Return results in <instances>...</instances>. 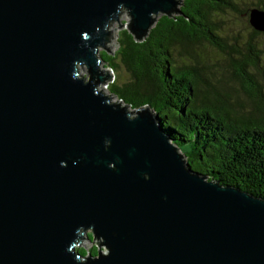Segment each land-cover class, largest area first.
<instances>
[{
  "label": "water",
  "instance_id": "95a60500",
  "mask_svg": "<svg viewBox=\"0 0 264 264\" xmlns=\"http://www.w3.org/2000/svg\"><path fill=\"white\" fill-rule=\"evenodd\" d=\"M181 2L0 0V264H264V199L191 169L149 106L100 90L122 10L142 41ZM248 22L264 32V10Z\"/></svg>",
  "mask_w": 264,
  "mask_h": 264
},
{
  "label": "trees",
  "instance_id": "16d2710c",
  "mask_svg": "<svg viewBox=\"0 0 264 264\" xmlns=\"http://www.w3.org/2000/svg\"><path fill=\"white\" fill-rule=\"evenodd\" d=\"M251 8L264 10V0L243 9L235 0H182L179 12L158 16L142 41L121 28L117 51L112 54L106 47L98 55L106 67L115 71L122 66L131 77L121 84L114 78L108 92L131 109L149 106L191 169L264 199V94L250 70L256 68L258 50L252 42H247L246 52L226 44L217 19L229 10L244 14L248 21ZM251 34L264 36L252 27ZM201 42L227 57L229 78L253 103L252 110L236 109L230 101L231 86L220 85L219 78L216 83L208 79L214 72L195 50ZM184 142H190L189 151L182 150ZM87 235L92 239L91 233ZM78 250L97 253L96 245Z\"/></svg>",
  "mask_w": 264,
  "mask_h": 264
},
{
  "label": "rangeland",
  "instance_id": "374dc122",
  "mask_svg": "<svg viewBox=\"0 0 264 264\" xmlns=\"http://www.w3.org/2000/svg\"><path fill=\"white\" fill-rule=\"evenodd\" d=\"M237 2V7L239 9H243L246 6L251 7V4H254L256 0H235ZM160 16V15H159ZM217 19H219L221 30L219 31V35L222 37L224 42L228 45L234 44L236 48H238L241 52H246L247 42H252L255 46V49L258 50V60L256 68L250 69L254 75L256 81L259 83L260 88L264 94V36L259 35L252 37L251 27L248 24L247 18L244 14H239L232 11H225L223 14H220ZM129 21V14L122 10L120 16L117 20L111 22L108 30L110 31V39L106 44L107 50L110 53H114L118 49L117 44V36L118 31L121 28H127V23ZM103 47L98 49V53L100 50H103ZM197 58L206 64L208 68L214 72V75L209 76V80L212 83H216V79L221 80L222 86H231L230 89V101L234 104L236 109L250 111L253 108V103L248 99L242 88L236 81H231L229 78V74L227 71V57L219 52L216 48L210 46L205 42L199 43L195 47ZM237 56V55H235ZM175 60L178 63H181L182 60L178 55H174ZM118 61V58L116 59ZM108 73L111 74V80L100 86V90L107 96H109L112 102H118L122 106L127 107L128 110L132 109L129 106H126L117 96L110 94L107 89V84L109 85L113 79L115 78V82L118 84L127 82L131 79L130 74L125 70L124 67H120L118 70L112 71L110 68H104ZM79 75H86V69L84 66L79 68ZM181 148L183 151H189L190 142H184L181 144ZM181 153V150H179ZM93 245V242H89L86 239L80 243V246L89 249ZM104 250V249H103Z\"/></svg>",
  "mask_w": 264,
  "mask_h": 264
},
{
  "label": "flooded vegetation",
  "instance_id": "af4514ba",
  "mask_svg": "<svg viewBox=\"0 0 264 264\" xmlns=\"http://www.w3.org/2000/svg\"><path fill=\"white\" fill-rule=\"evenodd\" d=\"M88 233H91V232H88ZM83 241H84V240H82L81 243H82ZM93 245H95L94 242H93ZM79 247H80V246H78V248H79ZM81 247H82V246H81Z\"/></svg>",
  "mask_w": 264,
  "mask_h": 264
},
{
  "label": "built area",
  "instance_id": "2783aa9c",
  "mask_svg": "<svg viewBox=\"0 0 264 264\" xmlns=\"http://www.w3.org/2000/svg\"><path fill=\"white\" fill-rule=\"evenodd\" d=\"M108 85V84H107ZM109 97V96H108Z\"/></svg>",
  "mask_w": 264,
  "mask_h": 264
}]
</instances>
